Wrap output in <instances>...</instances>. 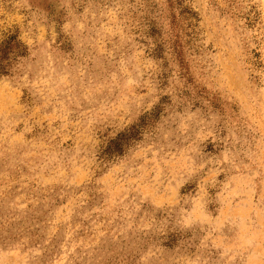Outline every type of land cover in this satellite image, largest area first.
Returning a JSON list of instances; mask_svg holds the SVG:
<instances>
[{
  "label": "rangeland",
  "instance_id": "1",
  "mask_svg": "<svg viewBox=\"0 0 264 264\" xmlns=\"http://www.w3.org/2000/svg\"><path fill=\"white\" fill-rule=\"evenodd\" d=\"M0 264H264V0H0Z\"/></svg>",
  "mask_w": 264,
  "mask_h": 264
}]
</instances>
